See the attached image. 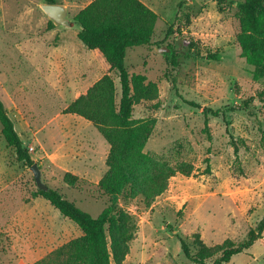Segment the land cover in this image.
Listing matches in <instances>:
<instances>
[{
	"label": "rangeland",
	"instance_id": "1",
	"mask_svg": "<svg viewBox=\"0 0 264 264\" xmlns=\"http://www.w3.org/2000/svg\"><path fill=\"white\" fill-rule=\"evenodd\" d=\"M57 1L74 19L94 0ZM141 1L159 16L154 46L129 50L126 67L131 77L157 84L158 96L137 105L134 118L155 121L145 153L157 173L181 164L194 171L170 176L168 189L152 202L131 186L118 197L114 213L133 220L121 230L107 228L112 264H197L184 256L180 237L193 244L199 234L210 247L241 243L264 217V64L253 67L243 56L244 12L237 3ZM43 4L0 0V98L47 186L97 218L112 202L99 187L110 147L92 124L63 112L85 93L89 77L107 72L106 61L77 43L80 28L53 22L48 29ZM215 54L220 61L210 59ZM236 105L242 110L229 111ZM205 109L224 115L207 121ZM67 173L80 182L68 186ZM37 189L0 123V264H34L84 235L35 198ZM125 244L128 253L118 262L115 251ZM229 264H264V246L256 243Z\"/></svg>",
	"mask_w": 264,
	"mask_h": 264
},
{
	"label": "trees",
	"instance_id": "2",
	"mask_svg": "<svg viewBox=\"0 0 264 264\" xmlns=\"http://www.w3.org/2000/svg\"><path fill=\"white\" fill-rule=\"evenodd\" d=\"M220 5L238 4L244 12L238 42L248 64L259 68L264 64V0H218ZM45 4L58 5L57 0H44ZM81 25L79 40L90 51H99L110 66L109 74L103 76L89 91L73 101L63 112L76 115L91 122L110 145L107 160L108 171L99 183L101 190L111 197V205L97 218L66 199L58 190L48 186L47 190L37 189L34 197L48 201L61 215L75 224L84 235L51 252L34 264H112V249L107 228L121 230L128 226L133 217L124 212L114 213L118 197L128 188L145 191L147 200L154 201L168 189L170 176L181 172L190 176L194 168L181 164L177 169L165 167L160 173L155 171V161L148 157L145 149L148 136L155 123L152 119H135L134 109L144 101L158 96V86L142 79L131 77L126 58L129 50L154 46V37L159 16L141 0H94L74 18ZM53 22L48 28L52 29ZM174 24L168 35L173 33ZM210 59L220 61L218 54ZM117 79L121 87V99L117 102ZM194 107L200 108L198 104ZM233 106L229 111H241ZM209 117L224 115L221 110L205 109ZM0 123L7 144L14 149L17 160L32 167L34 161L29 149L16 129L4 101L0 98ZM64 182L76 186L80 178L67 173ZM264 217L248 238L235 243L227 240L221 245L208 246L199 234L193 244L180 237L184 256L197 264H229L234 257L249 251L256 243L264 246ZM128 253L125 244L120 253L115 251V259L122 262Z\"/></svg>",
	"mask_w": 264,
	"mask_h": 264
},
{
	"label": "water",
	"instance_id": "3",
	"mask_svg": "<svg viewBox=\"0 0 264 264\" xmlns=\"http://www.w3.org/2000/svg\"><path fill=\"white\" fill-rule=\"evenodd\" d=\"M41 8L43 12L49 17V19L56 25L66 29L77 27L81 30V25L76 22L75 19L70 17L69 11L65 6L43 4ZM31 171L33 172L37 188L40 190H47L48 186L43 181L42 171L37 163L31 167Z\"/></svg>",
	"mask_w": 264,
	"mask_h": 264
},
{
	"label": "crops",
	"instance_id": "4",
	"mask_svg": "<svg viewBox=\"0 0 264 264\" xmlns=\"http://www.w3.org/2000/svg\"><path fill=\"white\" fill-rule=\"evenodd\" d=\"M48 29H49V28H48ZM78 33H79V31L77 32V35H76V38H75V39H76L77 43H79V45H81L82 47H85V45L79 40V38H78ZM89 51H90V50H89ZM91 52H98V53H100V52L97 51V50H96V51H91ZM100 55L103 57V55H102L101 53H100ZM103 58H104V57H103ZM104 59H105V58H104ZM105 61H106V60H105ZM106 65H107V66H106L107 72H106L105 74L101 75L99 78H97L96 81H94V80L92 81L93 77H89L88 80H86L85 83H86V84H90V86L87 88V90L85 91V93H83V94H81V95L86 94V93L89 91V89L92 88V87H93V86H94V85H95V84H96V83H97V82H98L103 76L109 74L110 66H109V64L107 63V61H106ZM81 95H80V96H81ZM80 96H79V97H80ZM79 97H78V98H79ZM78 98H77V99H78ZM75 100H76V99H75ZM75 100H74V101H75ZM71 103H72V102H71ZM71 103H70V104H71ZM70 104H69V105H70ZM64 115H65V114H64ZM72 117H76L77 119H83V118L78 117V116H76V115H72ZM83 120H85V119H83ZM85 121H86V120H85ZM86 122H88V121H86ZM89 123L92 124L91 122H89ZM92 126L94 127V129H96V132L99 133V131L97 130V128H96L93 124H92ZM78 129H79V128H78ZM98 133H97V134H98ZM99 134H100V133H99ZM99 134H98V135H99ZM100 135H101V134H100ZM101 136H102V135H101ZM99 137H100V136H99ZM102 137H103V136H102ZM101 139H103V138H101ZM103 140H105V139H103ZM105 141H106V140H105ZM107 144H108V143H107ZM108 146L110 147L109 144H108ZM72 174H73V173H72ZM74 175H75V174H74ZM76 176H77V175H76Z\"/></svg>",
	"mask_w": 264,
	"mask_h": 264
}]
</instances>
